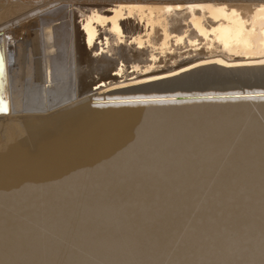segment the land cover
<instances>
[{
  "label": "bare ground",
  "instance_id": "bare-ground-1",
  "mask_svg": "<svg viewBox=\"0 0 264 264\" xmlns=\"http://www.w3.org/2000/svg\"><path fill=\"white\" fill-rule=\"evenodd\" d=\"M10 1L0 264H264V0Z\"/></svg>",
  "mask_w": 264,
  "mask_h": 264
},
{
  "label": "snow or ice",
  "instance_id": "snow-or-ice-1",
  "mask_svg": "<svg viewBox=\"0 0 264 264\" xmlns=\"http://www.w3.org/2000/svg\"><path fill=\"white\" fill-rule=\"evenodd\" d=\"M142 6L136 5H118L113 9L117 13V16H112L111 19L112 30L120 35V30L117 27V18L126 8L128 9V16H133L135 9ZM176 7H183V5H177ZM197 8H204V5H195ZM209 10L212 11V6H208ZM163 11V9H161ZM251 20L249 21L243 13L235 5L220 4L215 7L212 18L218 21L229 20L231 21L233 27L228 37L224 38L225 47H228V39H235L238 43L243 42L247 47H251L252 39L254 37L255 25L259 21L261 25V35L264 37V3L255 7V10L250 9ZM95 15V13L93 14ZM251 23L252 27H246L247 24ZM213 32L222 31V29L216 28L212 30ZM260 43L264 45V39H261ZM3 72V51L0 50V74ZM0 110H2V105H0Z\"/></svg>",
  "mask_w": 264,
  "mask_h": 264
},
{
  "label": "rangeland",
  "instance_id": "rangeland-1",
  "mask_svg": "<svg viewBox=\"0 0 264 264\" xmlns=\"http://www.w3.org/2000/svg\"><path fill=\"white\" fill-rule=\"evenodd\" d=\"M7 1L8 2H6L5 7L2 8V9L0 8V26L3 25V24H5V23H7L9 20H11L13 18H16L17 15L19 16L21 13H23V10H24V5H22L20 3H15L16 1H14V2L13 1H10V0H7ZM2 4H5V1ZM10 9H12V10H10ZM59 15H60V13L57 14V15H55V17H48L47 20H55V18H58ZM67 20H69V25H70L72 23V21H71L72 18H69V17L67 18L65 16L64 21H67ZM32 28H34V27H32ZM36 29H38V27ZM31 32L34 33V30L32 29ZM2 129L0 130V141H3V139H4L3 130ZM2 148L3 149H1V147H0V149H1L0 151L1 152L5 151V148L4 147H2Z\"/></svg>",
  "mask_w": 264,
  "mask_h": 264
},
{
  "label": "water",
  "instance_id": "water-1",
  "mask_svg": "<svg viewBox=\"0 0 264 264\" xmlns=\"http://www.w3.org/2000/svg\"><path fill=\"white\" fill-rule=\"evenodd\" d=\"M56 24H52L51 25V27H53V26H55ZM2 38H3V33H0V50H2L3 51V72H2V74H0V102H1V104H2V106H3V112L4 111H7V107H8V100L4 97V95H3V88H4V76H5V65H4V55H5V49H4V44H3V41H2ZM262 59H260V60H255V61H261ZM201 62V61H200ZM200 62H198V63H196V64H194V65H190V66H186V67H184L183 69H181V70H179V73H181V72H184V71H186L187 69H190V68H192V67H195V66H197V64H200ZM143 72V71H142ZM140 74H145V72L144 73H140ZM169 75V74H168ZM168 75H159V76H155L154 78H166V76H168ZM130 79H132V78H130ZM147 79H149V78H147ZM152 79V78H151ZM248 87H250V88H255V87H264V85L262 84V85H253V84H250ZM98 88V87H97ZM97 88H94V89H97ZM242 89H244L245 90V88H247V87H241Z\"/></svg>",
  "mask_w": 264,
  "mask_h": 264
}]
</instances>
